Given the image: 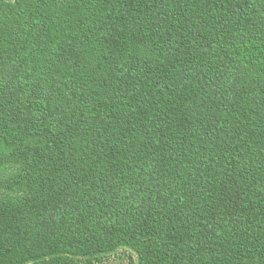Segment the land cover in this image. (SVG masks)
Returning <instances> with one entry per match:
<instances>
[{
  "label": "trees",
  "instance_id": "1",
  "mask_svg": "<svg viewBox=\"0 0 264 264\" xmlns=\"http://www.w3.org/2000/svg\"><path fill=\"white\" fill-rule=\"evenodd\" d=\"M264 264V0H0V264Z\"/></svg>",
  "mask_w": 264,
  "mask_h": 264
},
{
  "label": "rangeland",
  "instance_id": "2",
  "mask_svg": "<svg viewBox=\"0 0 264 264\" xmlns=\"http://www.w3.org/2000/svg\"><path fill=\"white\" fill-rule=\"evenodd\" d=\"M12 1V0H6ZM104 264H137V258L135 255L129 253L120 252L114 256L109 257Z\"/></svg>",
  "mask_w": 264,
  "mask_h": 264
}]
</instances>
